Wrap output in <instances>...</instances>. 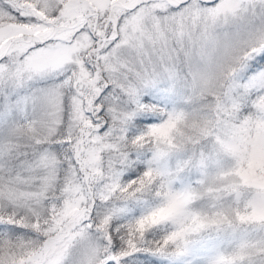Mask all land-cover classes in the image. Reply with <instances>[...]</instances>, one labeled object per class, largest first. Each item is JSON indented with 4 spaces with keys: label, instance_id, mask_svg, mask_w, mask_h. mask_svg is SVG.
<instances>
[{
    "label": "snow or ice",
    "instance_id": "obj_1",
    "mask_svg": "<svg viewBox=\"0 0 264 264\" xmlns=\"http://www.w3.org/2000/svg\"><path fill=\"white\" fill-rule=\"evenodd\" d=\"M0 264H264V0H0Z\"/></svg>",
    "mask_w": 264,
    "mask_h": 264
}]
</instances>
